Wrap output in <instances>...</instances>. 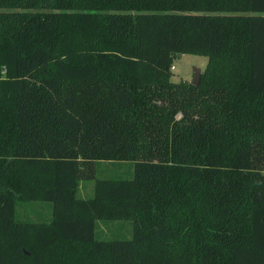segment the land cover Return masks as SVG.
Instances as JSON below:
<instances>
[{
	"label": "trees",
	"instance_id": "obj_1",
	"mask_svg": "<svg viewBox=\"0 0 264 264\" xmlns=\"http://www.w3.org/2000/svg\"><path fill=\"white\" fill-rule=\"evenodd\" d=\"M0 264H264V0H0Z\"/></svg>",
	"mask_w": 264,
	"mask_h": 264
},
{
	"label": "rangeland",
	"instance_id": "obj_2",
	"mask_svg": "<svg viewBox=\"0 0 264 264\" xmlns=\"http://www.w3.org/2000/svg\"><path fill=\"white\" fill-rule=\"evenodd\" d=\"M207 56L197 53L183 52L178 54L172 62V80L191 82L193 67L204 70ZM201 75V74H200ZM200 81V79H199ZM96 177H131L133 175V161L130 160H97L94 162ZM78 196L91 197L94 192V178L78 179L73 185ZM16 213L22 218L33 220H49L51 218V202L41 200L19 201ZM97 233L106 238L129 237L132 233L130 219H97Z\"/></svg>",
	"mask_w": 264,
	"mask_h": 264
},
{
	"label": "water",
	"instance_id": "obj_3",
	"mask_svg": "<svg viewBox=\"0 0 264 264\" xmlns=\"http://www.w3.org/2000/svg\"><path fill=\"white\" fill-rule=\"evenodd\" d=\"M201 69L197 66L193 67V78L191 80L192 84H198L200 79Z\"/></svg>",
	"mask_w": 264,
	"mask_h": 264
},
{
	"label": "built area",
	"instance_id": "obj_4",
	"mask_svg": "<svg viewBox=\"0 0 264 264\" xmlns=\"http://www.w3.org/2000/svg\"><path fill=\"white\" fill-rule=\"evenodd\" d=\"M173 67V65H171V68Z\"/></svg>",
	"mask_w": 264,
	"mask_h": 264
}]
</instances>
